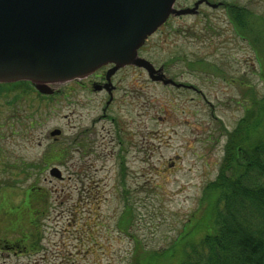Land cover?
<instances>
[{"label":"rangeland","instance_id":"obj_1","mask_svg":"<svg viewBox=\"0 0 264 264\" xmlns=\"http://www.w3.org/2000/svg\"><path fill=\"white\" fill-rule=\"evenodd\" d=\"M208 1L224 5L171 18L138 52L199 92L127 67L105 113L107 96L75 80L49 84L51 96L30 81L0 84V264H130L136 245L160 251L186 223L197 225L227 133L264 94V45L240 34L227 7H246L263 28L264 0ZM32 101L41 106L38 122L21 125L18 110ZM53 167L63 179L50 175Z\"/></svg>","mask_w":264,"mask_h":264},{"label":"water","instance_id":"obj_2","mask_svg":"<svg viewBox=\"0 0 264 264\" xmlns=\"http://www.w3.org/2000/svg\"><path fill=\"white\" fill-rule=\"evenodd\" d=\"M176 0H0V84L30 81L42 95L55 94L49 84L77 80L113 65L107 79L134 66L153 82L175 85L139 50L168 19L197 15L208 0L176 9ZM62 131L50 133L59 138ZM50 175L63 179L59 168Z\"/></svg>","mask_w":264,"mask_h":264},{"label":"trees","instance_id":"obj_3","mask_svg":"<svg viewBox=\"0 0 264 264\" xmlns=\"http://www.w3.org/2000/svg\"><path fill=\"white\" fill-rule=\"evenodd\" d=\"M227 7L235 28L261 48L264 27L256 25L259 18L246 7ZM40 107L39 101H32L28 110H18L17 120L35 126ZM227 138L219 174L203 192L205 208L197 225L192 227L195 220L186 223L160 251L136 245L130 264H264V94L252 98L245 117ZM128 208L119 225L122 232L131 213Z\"/></svg>","mask_w":264,"mask_h":264},{"label":"flooded vegetation","instance_id":"obj_4","mask_svg":"<svg viewBox=\"0 0 264 264\" xmlns=\"http://www.w3.org/2000/svg\"><path fill=\"white\" fill-rule=\"evenodd\" d=\"M223 5L224 4L219 3V7H222ZM171 18H174V17H170L169 20ZM127 67H134V66H126L124 68L119 69L111 77L110 83H109V80L107 79V73L110 69L113 68V65L104 66L89 76L75 80V82H78V84L80 85V87L82 89L90 90V91L97 93V94L106 95L108 98V101L106 102L105 108H104V112L106 113L111 108V106L116 102L115 94L119 90V85L117 83H115L114 79H115L117 73H119L120 71H122L123 69H125ZM141 70H143V69H141ZM159 83H161V82H159ZM176 83L182 84V83H178V82H176ZM183 85L184 86H182L180 88L176 87L175 85H164V86L165 87H172V88H176V89L193 90L194 92H199L191 85H186V84H183ZM104 116H106V114H104ZM111 138L113 140L114 137L111 136ZM4 248L6 249V251H12V250H15L17 248V246L6 245Z\"/></svg>","mask_w":264,"mask_h":264}]
</instances>
